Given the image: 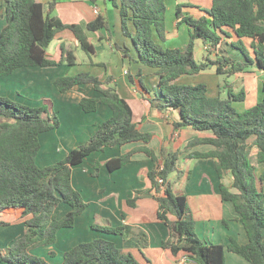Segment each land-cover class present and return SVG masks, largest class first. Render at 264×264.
I'll list each match as a JSON object with an SVG mask.
<instances>
[{
    "label": "trees",
    "instance_id": "trees-1",
    "mask_svg": "<svg viewBox=\"0 0 264 264\" xmlns=\"http://www.w3.org/2000/svg\"><path fill=\"white\" fill-rule=\"evenodd\" d=\"M110 1L119 8L123 31L133 41L138 62L155 70L158 82L156 98L150 100L152 106L179 111L181 120L174 122L175 128L191 126L211 131V135L194 139L186 147L200 143L214 145L212 151L193 155L215 158L220 178L227 173L232 175V187L237 192L222 182L221 196L234 204L249 242L240 244L232 237L223 245L200 239L187 195L176 192L171 179L172 174L187 180L191 177V171L178 168L182 150L164 143L158 154L149 146L153 133L139 130L132 107L120 94L114 78L109 75L102 79L89 71H80L57 77L55 86L60 92H67L75 86L91 84L100 95L83 96L82 109L91 113L104 104L111 108L112 114L98 125L92 136L55 163L40 166L37 162L41 134L61 125L53 103L28 106L0 95V118L5 119L0 122V213L20 211L25 218L24 234L0 249L1 259L7 264H141L133 252L118 247L107 237L81 241L66 250L60 259H54L58 254L54 244L59 230L74 228L77 217L89 205L73 184V167L94 152L143 142L105 164L114 171L128 164L138 151L153 160L154 167L147 177L158 201L157 218L170 229V237L162 242V247L174 255L183 251L198 264H226V250L245 257L251 264H264V172L259 175L257 171V164H264V89L261 101L239 111L235 102L245 100V89L236 92L230 85L227 96L222 89L211 95L206 83L181 81L212 67L217 74L227 76L250 72L253 68L264 73V0H211L210 8L201 17L184 13L183 4H178L177 27L186 22L190 40L184 47L173 48H164L154 38L156 30L166 40L164 0H120V4L117 0ZM48 4L46 10L38 0H5L4 14H0L7 21L0 32V77L25 67L53 66L64 61L75 65V54L66 51L64 45L59 61L47 56L46 48L62 30H71L82 50L89 54L95 49L87 31H110L109 21L102 14L86 26L66 23L53 14L56 0ZM128 21L133 24V31L128 28ZM198 40L203 41L207 51L201 62L195 56ZM213 53L215 57H211ZM124 55L132 60L127 52ZM253 148H257L255 154ZM100 167L101 162L96 161L92 176L99 175ZM136 200L135 197L127 202L135 205ZM62 202L70 205L71 210L58 217L56 209ZM3 224L8 223L0 221ZM91 227L125 239L133 231L128 225H100L96 221ZM132 244L128 242V246ZM37 248H41L42 255L35 253Z\"/></svg>",
    "mask_w": 264,
    "mask_h": 264
},
{
    "label": "crops",
    "instance_id": "crops-1",
    "mask_svg": "<svg viewBox=\"0 0 264 264\" xmlns=\"http://www.w3.org/2000/svg\"><path fill=\"white\" fill-rule=\"evenodd\" d=\"M38 1L45 5L46 10L49 9L48 3L50 0ZM98 1L100 2L101 0H56L53 14L59 16L66 23H77L86 26L98 16L94 12V8L98 7L99 14L107 17L112 13L117 22L119 19L115 16V11L110 12L108 0H104L103 6ZM4 5L5 0H0V14H4ZM6 24V18L0 17V32ZM176 28L175 35L179 33L177 22ZM87 34L95 49L94 53L88 56L89 61L87 64H84L79 58L78 50L81 47L74 33L69 29L62 30L56 34L46 48L47 56L50 59L59 61L62 58V46L64 45L66 51H72L75 54L77 63L72 66H76L79 71H89L102 79L111 75L114 78L113 81L117 84L120 94L132 107L134 121L139 130L153 133L149 146L158 154L164 143L174 149L182 150L177 165L182 171H191V177L188 180L184 176L177 177V180H174V190L187 195L189 206L196 221V233L200 239L208 244L227 245L230 239L234 237L240 244H247L249 242L248 234L235 210L234 204L231 201L223 200L220 192L222 182L230 186L233 192H237V189L232 187V175L227 173L223 179L220 178L216 170L215 158H200L193 155L195 152L212 151L215 149L214 145L200 143L191 148L186 147L194 139L211 135V131L196 130L191 126L175 128L174 122L181 120L179 111L171 108L159 109L152 106L150 100L156 98L158 78L155 70L150 67L155 76L154 85L150 88L143 80L142 72L144 68L138 67L139 65L136 66L139 62L133 59L134 55L135 57L137 56L138 60V53L132 39L133 47L129 45L128 40L123 39V35H121L122 38L113 36L112 32L107 29L87 31ZM169 38L171 36L166 37L167 40ZM170 40L173 41L172 38ZM200 41L203 42L198 40L197 43ZM104 42H107L106 44L111 48L110 54L106 51L107 46ZM116 45H119L120 48H115L114 46ZM125 52L132 57V60H129V57H125ZM66 55H64L65 58ZM206 55L207 51L204 44L202 58L204 59ZM85 65L91 68L84 69L83 66ZM58 67L65 68V71L63 69L59 70ZM69 67L71 65L64 61L62 64L53 66L25 67L21 69L35 72L36 76L31 78L40 80H36L38 85H43L44 82L41 80V75H46L45 80L51 85L54 84L57 77L70 75ZM93 67H101L104 70L97 73L93 70ZM136 68H139L137 74ZM208 70H212V73H214L216 68L212 67ZM139 71L141 74H139ZM246 73L248 72H240L236 75L238 79L244 80ZM259 74L264 76L263 72ZM32 79L31 82L33 81ZM186 79L187 77H184L181 81L184 82ZM209 93L215 95L218 92L217 90H212ZM55 94L59 97L61 104H57L54 99L47 98V100L53 103V107L60 117L61 125L56 129L41 134V150L38 157L42 155L46 159L45 162L38 163L40 166L55 163L65 158L73 148L92 136L96 132L98 125L112 114L111 108L104 104L100 105L97 111L91 113H87L82 109L80 101L83 96L93 97L100 95L91 84L78 85L67 92L58 93L55 91ZM141 145H143V142H131L123 146L106 148L104 151L92 153L83 163L73 167L72 178L74 186L81 191L84 199L88 201L85 198V190L82 184L84 183L83 181H87L98 193V200L102 203L98 205L97 213L103 211L104 215H108L96 214L99 217L88 222L86 239L90 240L99 236L112 239L122 249L133 252L141 264H198L183 251H180L178 255H174L170 249L162 247V242L170 237V229L157 218L158 201L153 196L152 185L147 177L148 171L154 167L153 160L144 152L138 151L133 154L132 160L128 164L114 171L108 170L105 164L107 160L118 157ZM256 151L257 148H253L252 154H255ZM96 161L101 162V167L99 175L95 177L92 176V172L95 169ZM105 170H108L109 173ZM257 171L261 175L264 172V164H257ZM103 174L108 175L107 184L91 181L93 178H100ZM171 179L173 180L172 176ZM180 180H184L182 188L176 190V183ZM262 184L264 188V181ZM135 197L137 199L135 205H130L127 200ZM109 199L116 204V220L114 222L109 217L111 213L107 212V206L105 207V205L109 204L108 202L105 203ZM90 206L91 204L89 203L87 209L77 217V222L81 219V216L87 214ZM70 210L71 206L62 202L57 207L56 214L58 217H62ZM88 217L91 219L89 215ZM0 221L8 223L0 225V249H4L24 234L25 218L22 217L20 211H12L0 213ZM95 221L100 225H128L133 228V231L126 239L120 235L105 234L91 227V224ZM90 228H92L91 232ZM63 229L71 230L73 228H62L59 230L57 242L54 244L58 254L54 259H60L66 250L76 244L74 240H64L63 234L66 233H62ZM67 234L70 239L72 231ZM128 242H132V246H128ZM40 251L41 248H37L35 253L42 255ZM0 264L7 263L0 257ZM226 264L251 263L245 257L226 250Z\"/></svg>",
    "mask_w": 264,
    "mask_h": 264
},
{
    "label": "rangeland",
    "instance_id": "rangeland-1",
    "mask_svg": "<svg viewBox=\"0 0 264 264\" xmlns=\"http://www.w3.org/2000/svg\"><path fill=\"white\" fill-rule=\"evenodd\" d=\"M166 4V13H165V26H166V37H170L173 39L171 41L169 38L168 40H162L160 36H158V33L156 30H154V38L155 40L161 44L164 48H173V47H184L185 44H187L190 40V34H189V26L186 22L181 23L178 27L179 33L175 35V31L177 30L176 28V22H177V7L178 4L182 3V10L184 13H190L192 15H195L196 17H201L205 15L206 11L205 9L210 8L211 6V0H164ZM99 2V1H98ZM117 2L120 4V0H117ZM99 4L104 5V0H101ZM108 6L110 9V12L115 11V16L117 19H119L117 22L114 19V15L110 13L107 16V19L109 21L110 25V31L112 32L113 36L121 37L123 35V39L129 41V45L132 46V41L131 37L126 35L123 31V24H122V19L120 18V12L119 8L114 6L112 1L108 0ZM121 19V20H120ZM127 26L130 29V31H133V24L128 21ZM170 32V33H169ZM116 37V38H117ZM122 38V37H121ZM105 44L107 42H104ZM248 45V44H247ZM106 51L108 54H110L111 48L106 44ZM115 47V46H114ZM204 44L203 42H199L195 44V56L196 60L198 62L203 61L204 59L202 58V52H203ZM91 55L81 48L78 50V56L81 59V61L84 64H87L89 59L88 56ZM134 57L135 61L137 60V56ZM211 57H215V54L213 53ZM138 63V62H137ZM139 65V66H138ZM86 66V65H85ZM83 66L84 69H89L91 67H85ZM136 66L144 68V71L142 72V78L143 80L149 85L150 88L154 85V74L153 70L149 67L146 66L142 63L136 64ZM59 70H64L65 68L58 67ZM68 69H70L71 73L70 75H75L79 71L76 66H71ZM93 70L96 71L97 73L103 71L104 69L101 67H93ZM139 68H136V74L138 72ZM252 72V73H250ZM246 73V76L243 79H238V76L231 75H219L216 73V70H214V73H212V70H207L203 71L200 74L197 75H188L186 76L187 79L184 80V82L187 83H206L209 88V92H212V90H224L223 95L227 96V90L229 86L233 87V89L236 92H239L241 89L246 90V98L243 101L235 102V106L238 108L239 111H243L246 108L252 107L255 104H257L259 101H261L262 96H263V89H264V76L260 75L262 71L258 70L257 68H253L252 71ZM46 74V72H44ZM32 76H36L35 72H31L30 70H23L20 69L17 72H14L13 74L4 76L3 78H0V95L6 96L8 98H11L12 100L28 105V106H41L45 104L47 101V98L49 99H54L56 100L57 104L60 103L59 97L55 94V91L58 93H61L60 90L54 85V84H48L47 80H45L46 75H41V80L44 82L43 85H38L36 84L37 78L32 79ZM31 79L33 80L31 82ZM157 88V87H156ZM47 95L46 97H44ZM61 95V94H60ZM61 104V103H60ZM52 105V104H50ZM5 121V119L0 118V122ZM253 157V156H252ZM38 160L37 162L40 164L41 162H45V159L42 155H39L37 157ZM108 172V170H105ZM173 181L177 180V175L172 174ZM147 179V178H146ZM117 180V179H116ZM91 181H99L101 184H104L108 182V175L103 174L100 178H93ZM182 181V182H181ZM83 188H84V194L85 198L88 200L91 204L89 210L87 211V214L81 216V219L76 223L75 227L73 229H63L62 233L63 234L64 240L69 241V240H74V242L79 243L81 241H86L87 239V233L88 229H86L87 224L90 220H96L95 218H98L99 216H96V214L101 213L103 216H108L104 215L102 212L97 213V207L98 205L102 204L99 202L98 198V193L95 191V189L88 184L87 181H83ZM184 180H180L179 182L177 181L176 183V190H180L182 188V183ZM111 199L106 201L105 203H109L107 206V212L111 213L109 217L113 220V222L116 220V207H115V202ZM103 209V210H104ZM88 215L91 217L89 219ZM92 228H90V232ZM72 231V235L69 239L68 232ZM118 245V244H117ZM119 247V245H118Z\"/></svg>",
    "mask_w": 264,
    "mask_h": 264
},
{
    "label": "built area",
    "instance_id": "built-area-1",
    "mask_svg": "<svg viewBox=\"0 0 264 264\" xmlns=\"http://www.w3.org/2000/svg\"><path fill=\"white\" fill-rule=\"evenodd\" d=\"M94 12H95L96 14H99V13H100L99 8H98V7H95V8H94Z\"/></svg>",
    "mask_w": 264,
    "mask_h": 264
}]
</instances>
